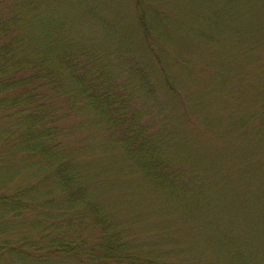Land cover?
I'll use <instances>...</instances> for the list:
<instances>
[{"label":"rangeland","instance_id":"1","mask_svg":"<svg viewBox=\"0 0 264 264\" xmlns=\"http://www.w3.org/2000/svg\"><path fill=\"white\" fill-rule=\"evenodd\" d=\"M38 2L71 39L107 50L114 39L123 40L132 59L143 63L158 88L152 110L186 174V188L177 194L148 177L90 112L71 113L64 125L77 147L81 180L103 208L135 224L141 240L159 241L191 264H224L221 234L264 264V0H152L156 38L142 27L135 0ZM158 47H165L164 55ZM120 71L133 77L128 66ZM3 115L0 109V195L38 185L27 198L52 212L64 191L51 161L24 151L18 139L6 142L15 127ZM9 204L0 203V226L9 235L35 232L10 218ZM41 208L32 207L27 216ZM8 247L0 246V264H41L4 253ZM51 250H42L44 257L49 252L52 259Z\"/></svg>","mask_w":264,"mask_h":264},{"label":"trees","instance_id":"2","mask_svg":"<svg viewBox=\"0 0 264 264\" xmlns=\"http://www.w3.org/2000/svg\"><path fill=\"white\" fill-rule=\"evenodd\" d=\"M135 2L142 27L156 38L152 32L155 5L152 0ZM50 14L38 0H0V109L7 113L3 118L14 119L15 128L5 141L18 139L24 151L51 161L64 196L54 200L53 211L47 212L27 198L38 185L0 195V203L12 202L11 219L36 228L35 232L24 228L15 236L0 226V246H9L6 254L28 255L41 264L190 263L193 259L178 257L173 248H163L159 241L141 240L135 224L122 223L103 208L90 185L81 180L74 157L77 147L64 125L69 114L90 112L94 124L113 130L114 141L136 159L148 177L181 194L186 174L175 160L173 140L164 127L160 129L149 102L158 88L143 63L132 59L123 40L114 39L110 50L73 40L65 25L53 22ZM158 49L164 55L165 47ZM123 66L129 67L133 77L123 76ZM166 76L171 84L168 70ZM63 106L66 113L61 114ZM34 206L41 212L27 216ZM220 237L224 264H262L226 234ZM47 248L52 249V259L49 252L44 257L42 250Z\"/></svg>","mask_w":264,"mask_h":264}]
</instances>
